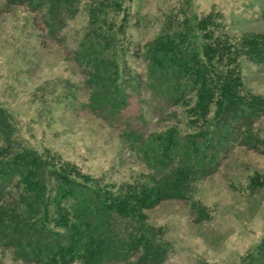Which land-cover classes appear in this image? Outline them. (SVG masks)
<instances>
[{"label": "rangeland", "instance_id": "rangeland-1", "mask_svg": "<svg viewBox=\"0 0 264 264\" xmlns=\"http://www.w3.org/2000/svg\"><path fill=\"white\" fill-rule=\"evenodd\" d=\"M127 6L125 35L119 39L122 64L142 79L145 49L171 11L211 15L217 32H227L240 51L247 50L241 47L245 40L264 41V0H129ZM43 15L39 5L0 0V146L9 134L25 149L48 152L115 189L161 176L146 153L155 144L153 136L162 137L169 127L177 126L179 136L192 130L185 126L183 108L170 109V118L166 103L145 80L137 89L127 75L128 97L118 107L120 96L111 84L95 90L91 85L83 57L90 47L84 9L69 18L60 12L50 28ZM236 61L245 88L264 97V63L241 53ZM254 128L259 150L233 145L179 198L145 212L144 232L154 252L160 250L155 264H241L259 246L264 239V114ZM0 264L27 263L6 249L0 251Z\"/></svg>", "mask_w": 264, "mask_h": 264}, {"label": "trees", "instance_id": "trees-1", "mask_svg": "<svg viewBox=\"0 0 264 264\" xmlns=\"http://www.w3.org/2000/svg\"><path fill=\"white\" fill-rule=\"evenodd\" d=\"M17 1L39 5L49 28L60 12L69 18L82 7L90 41L83 57L94 90L111 84L122 107L129 82L138 89L145 80L166 103L165 115L183 108L185 126L192 130L179 136L172 126L162 137L154 135L146 154L161 176L117 189L48 152L25 149L8 134L0 146V251L10 249L27 264H155L160 250L154 252L144 232L145 212L179 198L191 181L210 174L233 145L260 149L254 125L264 114V97L245 88L236 57L241 53L264 63V41L245 40L241 47L247 50L241 52L227 32H217L211 15L171 11L145 49L142 79L122 64L119 39L125 35L129 0ZM111 49L112 58L107 55ZM241 264H264V239Z\"/></svg>", "mask_w": 264, "mask_h": 264}]
</instances>
